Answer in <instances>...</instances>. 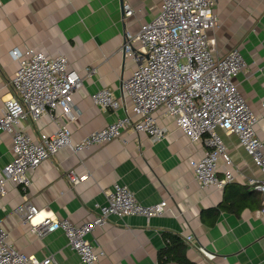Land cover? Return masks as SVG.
I'll list each match as a JSON object with an SVG mask.
<instances>
[{"label": "crops", "instance_id": "obj_1", "mask_svg": "<svg viewBox=\"0 0 264 264\" xmlns=\"http://www.w3.org/2000/svg\"><path fill=\"white\" fill-rule=\"evenodd\" d=\"M126 3L135 11L131 17H124L121 0H0V108L13 92L11 81L18 64L12 51L33 48L49 56L66 55L84 80L74 96L82 112L79 119L72 123L62 116L57 122L49 116L28 119L22 124L30 134L38 137L54 132L57 124L69 123L78 142L130 113L132 103L122 85L138 63L123 51L124 34L156 17L160 0ZM215 14L217 28L211 36L216 39L217 55L240 50L247 66L237 77L238 87L259 117L257 131L264 143V0H217ZM89 67L96 72L86 74ZM102 88L120 98L122 106L116 112L93 104L92 95ZM156 115L168 129L160 142L144 133H129L79 153L63 148L30 171L32 184L26 191L9 183L6 195L0 197V223L8 243L40 260L55 254L59 264H85L62 230L39 237L15 209L29 201L43 215L80 225L98 214V205L107 203L109 191L118 182L127 185L142 205L166 199L168 209L152 218L110 215L106 225L88 236L105 251L96 264H183L159 261L169 234L184 238L188 264H264L262 192L247 183L249 178L263 180L262 169L235 134L220 130L236 179L223 189H202L188 159L202 158L207 146L193 144L162 109ZM12 159V142L5 135L0 141V167ZM226 169L221 160L220 178ZM70 172L86 178L73 184ZM203 248L215 257L210 258ZM170 255L179 257L181 252L173 248Z\"/></svg>", "mask_w": 264, "mask_h": 264}, {"label": "built area", "instance_id": "obj_2", "mask_svg": "<svg viewBox=\"0 0 264 264\" xmlns=\"http://www.w3.org/2000/svg\"><path fill=\"white\" fill-rule=\"evenodd\" d=\"M216 3L217 0H160L156 17L142 23L136 31L125 32L123 51L138 63L122 85L124 95L132 103L130 113L78 142L73 139L69 123L77 121L82 114L74 99L75 93L83 87L82 72L71 67L64 54L49 56L33 48L14 49L11 55L18 68L11 81L13 92L0 108V141L5 135L10 137L13 159L0 167V197L6 195L9 183L26 191L32 184L30 171L63 148L79 153L123 139L129 133H144L153 142L164 140L168 129L156 115L160 109L174 119L193 144L207 146L202 158L188 159L189 168L202 189H223L236 179L220 130L235 134L239 145L264 172V143L257 131L259 117L237 83L238 75L247 64L238 48L218 56L216 39L211 36L217 28ZM123 10L124 17L135 13L128 3ZM95 72L94 67L86 69L88 75ZM92 102L115 112L122 106L120 98L109 88L94 93ZM44 116L51 117L54 122L62 116L69 123L57 124L54 132H43L38 137L23 127L24 121H38ZM221 160L228 168L223 178L218 176ZM69 178L73 184H78L86 176L70 172ZM247 183L262 192L260 212L264 213V179L249 178ZM168 205L166 199L154 205H142L127 185L115 182L107 203L98 205V214L80 225L67 218L43 215L29 201L20 204L15 211L39 237L62 230L81 261L96 264L105 251L88 236L106 225L110 215L152 218L164 215ZM202 250L210 258L215 257L206 249ZM0 264L59 262L55 254L40 260L19 251L8 243L7 233L0 223Z\"/></svg>", "mask_w": 264, "mask_h": 264}, {"label": "trees", "instance_id": "obj_3", "mask_svg": "<svg viewBox=\"0 0 264 264\" xmlns=\"http://www.w3.org/2000/svg\"><path fill=\"white\" fill-rule=\"evenodd\" d=\"M233 182L227 184L230 185ZM249 186V185H248ZM167 244H166V248L161 250L159 253V261L160 263H163L165 261H170V260H177L183 264H188L189 261L187 260L184 251H185V243H184V238L180 235H171L169 234L167 237ZM173 248H177L179 250V252H181V256L179 257H172L170 255L171 251Z\"/></svg>", "mask_w": 264, "mask_h": 264}, {"label": "water", "instance_id": "obj_4", "mask_svg": "<svg viewBox=\"0 0 264 264\" xmlns=\"http://www.w3.org/2000/svg\"><path fill=\"white\" fill-rule=\"evenodd\" d=\"M122 9L124 7V0H121Z\"/></svg>", "mask_w": 264, "mask_h": 264}]
</instances>
